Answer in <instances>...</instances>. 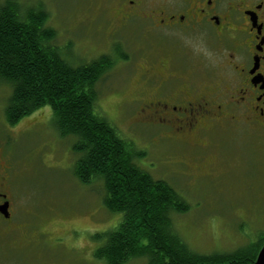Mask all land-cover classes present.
<instances>
[{"label": "rangeland", "instance_id": "obj_1", "mask_svg": "<svg viewBox=\"0 0 264 264\" xmlns=\"http://www.w3.org/2000/svg\"><path fill=\"white\" fill-rule=\"evenodd\" d=\"M19 1L43 5L47 23L57 33L55 42L64 52L68 48L66 58L73 65L99 55L111 56L106 78L104 74L96 83L99 104L120 134L143 152L139 164L155 178L168 181L188 201V211L172 212L171 219L194 251L230 252L263 239L264 134L257 126L249 121L220 124L187 140L163 139L154 126L136 115V104L124 102L140 87V69L145 66L140 52L155 50L153 46L161 43L159 36L152 37L146 29L140 32L141 24L113 33L110 18L114 17L115 0ZM193 37L180 40L184 50L172 48L175 63L181 65L175 71L183 76L197 70L200 56L204 66L213 65L212 71L220 73V78L222 56L217 43ZM116 39L123 43L119 51ZM9 93V85L0 83V150L12 165L19 195L16 201L23 208L19 215L37 231L34 249L26 247L33 264H107L93 253L104 243L100 234L115 227L121 213L102 204L101 181L82 183L74 176L78 153L73 151V138L58 134L48 106L14 125L6 122ZM9 244L8 239H0L1 250ZM10 256L15 255L10 252ZM123 264L146 261L137 258Z\"/></svg>", "mask_w": 264, "mask_h": 264}, {"label": "trees", "instance_id": "obj_2", "mask_svg": "<svg viewBox=\"0 0 264 264\" xmlns=\"http://www.w3.org/2000/svg\"><path fill=\"white\" fill-rule=\"evenodd\" d=\"M48 13L39 3L0 0V83L9 85L4 117L14 125L43 106L59 135L73 138V174L82 183L101 181V202L121 213L94 250L107 264L144 259L146 264H253L263 239L230 252L194 251L172 225L171 213L189 203L173 185L141 164L143 152L120 134L99 104L96 83L107 76L111 56L73 65L66 58ZM70 47V46H68ZM123 55V54H122Z\"/></svg>", "mask_w": 264, "mask_h": 264}, {"label": "flooded vegetation", "instance_id": "obj_3", "mask_svg": "<svg viewBox=\"0 0 264 264\" xmlns=\"http://www.w3.org/2000/svg\"><path fill=\"white\" fill-rule=\"evenodd\" d=\"M113 15L111 29L116 35L141 24L140 32L146 29L161 39L155 50L140 52L145 57L140 87L124 102L136 104V115L163 139L187 140L206 128L242 121L264 134V0H115ZM193 35L197 41L217 43L220 78L200 56L197 70L183 76L175 71L181 65L175 63L172 48L184 50L180 40ZM120 41L115 40L118 51ZM11 174L12 165L0 150V239L10 242L7 249H0V264H33L26 247L34 249L37 231L19 215L23 208L16 201L19 195Z\"/></svg>", "mask_w": 264, "mask_h": 264}, {"label": "water", "instance_id": "obj_4", "mask_svg": "<svg viewBox=\"0 0 264 264\" xmlns=\"http://www.w3.org/2000/svg\"><path fill=\"white\" fill-rule=\"evenodd\" d=\"M254 264H264V242L257 252Z\"/></svg>", "mask_w": 264, "mask_h": 264}]
</instances>
